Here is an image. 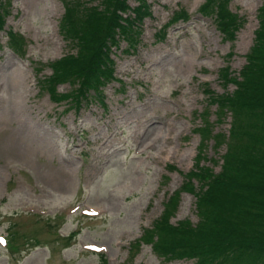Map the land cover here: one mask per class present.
<instances>
[{"label": "rangeland", "instance_id": "rangeland-1", "mask_svg": "<svg viewBox=\"0 0 264 264\" xmlns=\"http://www.w3.org/2000/svg\"><path fill=\"white\" fill-rule=\"evenodd\" d=\"M146 2L152 16L142 23L136 50L127 54L126 42L114 50L116 79L102 88L103 103L83 99L76 109L53 102L41 83L52 74L50 63L76 53L60 32L63 0H11L0 34V264H102V255L109 264L193 263L167 262L151 245L134 242L194 168L204 90L234 91L218 73L227 66L238 73L246 64L264 0L230 2L246 21L233 43L200 13L206 0ZM178 11L189 20L166 27ZM8 32L25 39L23 55L10 49ZM72 89L62 84L58 92ZM185 219L198 222L189 193L181 194L172 222Z\"/></svg>", "mask_w": 264, "mask_h": 264}, {"label": "trees", "instance_id": "trees-1", "mask_svg": "<svg viewBox=\"0 0 264 264\" xmlns=\"http://www.w3.org/2000/svg\"><path fill=\"white\" fill-rule=\"evenodd\" d=\"M98 1L99 5L88 6L84 0H63L60 32L75 46L76 53L50 63L52 74L41 82L52 101H69L76 109L83 99L87 104L98 98L103 103L102 88L116 79L114 50L122 42L128 45L127 54L136 50L142 23L152 16L146 0H135V8L129 5L131 0ZM231 1L206 0L200 13L213 17L223 38L234 42L246 21L229 10ZM10 6L11 0H0V34ZM182 20L188 21L189 15L178 11L166 27ZM258 25L254 45L240 72L234 73L227 66L218 73L222 85H233L234 91L218 94L206 86L207 107L196 114L205 124L194 129L200 134L194 168L183 174L182 186L164 203L160 218L134 244L138 248L151 245L155 254L167 262L264 264V4ZM7 35L10 48L23 55L25 39L13 32ZM158 37L163 39L161 33ZM233 56L229 54V58ZM62 84H70L73 89L60 93L58 87ZM212 107L217 109L212 112ZM229 117L230 128L226 131L223 124ZM223 149L225 153L220 154ZM211 150L220 154L219 158L209 157ZM206 163L220 165L219 171ZM167 169L179 171L174 165ZM169 179L165 177L164 186ZM182 193L196 199L197 224L189 219L172 223ZM102 264H108L103 255Z\"/></svg>", "mask_w": 264, "mask_h": 264}, {"label": "bare ground", "instance_id": "bare-ground-1", "mask_svg": "<svg viewBox=\"0 0 264 264\" xmlns=\"http://www.w3.org/2000/svg\"><path fill=\"white\" fill-rule=\"evenodd\" d=\"M249 28H250V29H253V26H252V25H249Z\"/></svg>", "mask_w": 264, "mask_h": 264}]
</instances>
